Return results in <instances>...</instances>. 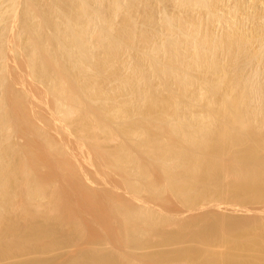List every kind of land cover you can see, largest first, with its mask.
<instances>
[{
    "label": "rangeland",
    "instance_id": "1",
    "mask_svg": "<svg viewBox=\"0 0 264 264\" xmlns=\"http://www.w3.org/2000/svg\"><path fill=\"white\" fill-rule=\"evenodd\" d=\"M33 1H35V2H33ZM71 1H72V3H71ZM73 1H74V5H73ZM75 1L76 0H67V1L66 0H58V1L57 0H48V1L47 0H27V4H26V0H0V11H1L0 14H2V15H0V18H1L0 19V30H2V31H0V45H1L0 50H2V51H0L1 52L0 53V76L3 78V79L0 78V105H1V107H0V121H1L0 122L1 123L0 129L2 127L4 128L3 130L1 129V131H0V134H1L0 135V138H1L0 139V148H1L0 153L2 154V156H1L2 158L0 159V163H1L0 166L3 168V169L0 168V171L2 170L1 173L2 172L4 173V171H5V173H4L5 175L1 176V178L3 177L4 180H1L0 182L4 181L2 184L3 186H4V183H7V184H5L4 188L1 187L2 193H4V194L0 193L1 194L0 195V197H1L0 198V204H1L0 206H2L0 208V212L3 210L5 211L4 212L5 214L3 213L2 218H1L3 221H0V226H1L0 227V231H1L0 232V250H1L0 251V264H29V263L30 264H37V263L38 264H77V263L78 264H84L85 262L88 263L89 259L96 264H98V263H103V264H221L220 259L218 257H217L218 258L217 259L214 256V253H222V252H232V253L234 252L236 254H239V256H237V258H236V261L238 264H245V263L246 264L247 263L248 264H264V188H262V189H247V190H240L239 191L238 189L233 187V184L236 183V179L233 176H231L233 174L231 171V169H232L231 163H230V165L228 163L231 161V158L236 154H231V156H230L231 158L228 157L230 152L232 151L230 148H229L231 150L230 152L228 151L229 149L228 150L226 149V151L224 153L222 152L223 154L221 153L222 156L219 154L220 164L223 166L225 165L223 167V169H222L223 171H221V173L220 172L215 173V175L212 173L213 178H212V175H210L211 173L208 174V175H210V178L213 179L212 181H210L211 179L210 178L208 179V177L207 178L204 177V178H206V181H205V179H203V181H202L201 178L198 179V182H195L196 180L194 181V184H193L191 190L194 189V185L196 186V188L194 189L193 192L192 191H191V193L189 192L190 196H189V198L187 197L188 198L187 202L189 201L190 197H191V201H189L187 203L185 200H183V198H181V196H182L181 194L179 195V193L174 191V189L170 190L169 188H167L169 190V192L165 191L163 193V195H160V197H158L157 195H155L156 193L154 194V192H151L149 189H151L150 188L151 183H153V184L157 183L158 185H160L162 187L167 184V182L165 181L166 180L165 176L161 175L162 171H160V169H157L156 165L153 163V162H155L156 164L157 163L159 164V161L157 162L156 159L151 160L152 161L151 164H153L152 165L153 169L150 168V170H152V171H150V173H151L150 176L152 175V180L149 179L150 178L149 177V178L140 180V182H139L138 179L135 180L136 177L133 174L134 171L132 173H129L131 180L132 181L134 180L136 182L138 181V183H140V187L141 186L143 187V188L141 187L140 189L138 188L137 191L136 190L132 191L133 189L129 188L130 185L127 182L128 181L127 178L129 180H130V178L128 177V175H126L125 173L120 171L119 168L118 169L114 168L115 164L113 163V160L111 158L112 155H109V153L113 154L114 151L116 150V147L120 144L119 142L116 141L117 138H119L117 140L121 141V143L124 141V137L122 135H120L121 132L119 130L122 131L126 128L132 129V128H137V127L139 128L140 127L138 125L140 123H138V124L135 123L137 121L135 117H134V119H132V121L133 120H135V121H133V122L131 121V123L128 124L127 127H124V128H122L118 123L115 122L113 124V123H110V122H112L110 119H106V121L110 123L109 126L111 125L110 130L112 129L113 131H115V133H116L115 135H118L117 133H119V135H118L119 137L116 138V136H115L114 137L115 141H114V138H113V140L109 139L108 137H106V134L104 135L102 133L101 134L97 133L96 135H98V134L99 135L95 136V139L98 140L97 141L98 144L95 145L94 139L88 138L89 137L88 135H91V134L88 133L85 135L86 132L80 133V132H83V130H81L79 132V126L83 124V121L86 122L83 125H86L88 123L87 121H89L86 118H85L86 120L84 119L85 116H83V115L81 116L80 114L77 115L78 113L73 114V117L71 118L72 119L71 120L70 119L71 116L69 118H65L63 115H61L59 113L60 111L59 112L56 111V108L54 107L55 104H54L53 92H51V89L53 88V86L50 89L51 85L53 84L51 82L53 80H55L56 77H58L57 75H62L61 72L63 69H64L63 73H65L66 68L67 69L71 68L70 70H73L74 67L71 65H70L71 67H68L69 65L66 64L68 61L65 60V56H64L63 51H61L59 49V47H56V45L55 46L53 45V44H55V40H54L55 38L54 37L52 38V36L53 35L55 36L56 33L54 32V30H52V28L55 29V26L53 25V23H50V22L54 19L53 22L55 23V18H56V20H60V21L64 19V15H61L62 13L58 12V10H56L57 8H59V5H60L63 8L68 9V10H69L70 6H74V8L70 7L73 9V10L70 9V11L71 10L73 11V12L72 11L71 12L73 14L72 18L75 20L74 22L77 23L78 25L80 23H82V25L86 24V23H83V21L86 22V20H88V17L86 16V14H83V11L81 12L80 9L78 7H76ZM92 1H93V3H92ZM100 1L99 0L98 1L87 0L85 4L89 8V10L91 9L90 12L94 11V9H95L94 12L96 14H98L99 11L101 10L100 13L101 14L103 13V18L105 17L104 16L105 14L106 15L109 14V16H110V13L107 12V10L110 8V6H108L109 4L107 3L108 0H104V1L100 0ZM102 1H103V3H102ZM131 1L132 0H129V1L123 0L122 4L124 5L125 9L123 8L122 12L118 16L115 17L116 20L114 18V20H115L114 22L117 23L118 21L121 20L122 22L120 21V23L119 22L118 23L119 24L123 23V25L121 27V25L117 26V25H119L118 23L113 24L115 26L112 29L114 30V29H116V27H120V30H121L124 27V24H125L124 22L126 21V19H127L126 22H128L129 20L133 21L135 19L136 23H134L135 27L133 29H136V27H137L138 31H136L137 37H135L134 43L135 42L137 43L139 40H140L139 44H141L143 42V38H140V36L142 34H140L138 32L142 31V33H144V30H145V33H148V37L149 36L152 37L151 34L156 35L153 37H157V35L161 36V34H162V36L163 35L164 36L169 35L168 37L172 38V36H170V34H168V33L166 34V32H169V31H166L167 27L165 26V23H164V26H165L166 30L163 27V23H161L163 20H165L166 17L164 18L163 15L167 11L170 14L166 13L165 16H168V18H169V16L170 17L172 16L171 20L172 21L176 20V21H173V23L176 22L174 24V26H176L175 28H179L180 23L182 21H183L182 22L183 24L189 25L188 21H189V23H192L193 20L199 21V19L201 18L200 23L202 22V26H201L202 28L201 29L203 31V32L202 31L201 32L204 33L207 29H208L207 30L208 33H210L211 31H216V32L218 31L216 34L218 35V37H221V38H222V36H225L224 32L226 33L227 30L228 31H240L241 28H242V30L247 29L246 32L250 33L248 35H250L251 39H253L255 37V39H253V40L258 41V42H256V41L251 40L252 44L249 46H251L252 48L248 47V49L254 50L257 48V51L260 49L259 50L260 52H261V50L264 52V50L262 49V46H264V44H261L264 42V29H263L264 28V26H263L264 25V19H263L264 18V0H219V2L216 0H206L208 2L212 1L211 3L209 2L210 4L207 2L209 8L211 5H213L211 8L212 12L210 10H206L208 8V6L204 7V6H206V5H204L205 3H202L203 4V7H202L200 5L201 2H200V4L198 2V5H200V6L197 7L198 5L196 4L197 3L196 0H195L196 2L193 1L191 6H186L188 8L185 7L187 11L184 8L185 5L179 6L180 5L179 2L181 0H178V2H177V0H171V1L170 0H149V1L148 0H142L143 2L141 0L140 1L138 0L135 2L132 1V3H131ZM144 1H146V2L144 3ZM173 1H174V3H173ZM61 2H63L64 4H67V7H65L66 5H64V4H63L64 5L63 6ZM108 2L110 3V1H108ZM129 2L131 3V5L129 4ZM136 2H137V4H138V2L140 4L137 5ZM214 2L217 4H215ZM49 3H52V4H49ZM133 3H135V5ZM219 3H221V4H219ZM29 4H31V5H29ZM68 4H70V5H68ZM146 4H147V6H146ZM177 4H179V5H177ZM240 4H241V6H240ZM27 5H28V7H26ZM51 5H53V6H51ZM103 5L106 6L105 9H104ZM125 5H126V7H125ZM174 5H176V6H174ZM193 5H195V6H193ZM45 6H47V7H45ZM127 6L128 7H131V6L136 7V9H134L133 7L128 8ZM236 6H237V8H236ZM213 7L217 8L216 11H219V8H220L221 11L215 12V13H218L217 14L218 16L211 17L214 15L215 8L213 9ZM25 8L28 9L29 11H27ZM30 8H31V10L32 9H34V10H32V12H31ZM76 8H78L79 12H81L82 14L77 12L78 9H76ZM49 9H50V11H49ZM65 9H64V11L69 12L68 10H65ZM126 9H128V10L132 9V12H133V10L135 12H133V14H132V12L129 13L131 10L127 11ZM2 10H3V12H2ZM104 10L106 12H104ZM150 10H152V11L150 12ZM25 11L28 13H26ZM44 11L46 12V14ZM64 11H63V13H64ZM123 11H124V13H123ZM29 12L32 15H28ZM71 12H69V14H71ZM152 12H154V13H152ZM194 12H195V14H197V16L194 14ZM204 12L207 13L208 15L207 14L205 15ZM210 12H211V14H210ZM228 12H230V13H228ZM212 13H213V15H212ZM222 13H224V14H222ZM56 14L59 16L58 18L56 16ZM121 14H123V16ZM156 14L159 16H157ZM200 14L201 15L203 14V16H201ZM4 15L6 18L4 17ZM76 15L77 16L80 15L79 16L80 18L79 17L76 18L77 17ZM127 15H131L134 18L132 19L131 16H127ZM148 15H149V17H148ZM194 15H195V17H193ZM235 15H236V17H235ZM28 16L34 17L35 21H37L36 23L39 24L40 26H41V22H43V24L40 28L43 27L41 32L43 31L42 33H43L44 38L46 39V37H45V35H46L48 42H49V39H50V41L54 40V42H50V43H52L51 46H54V47H51V49H53L54 53L57 52L56 54H54V57H55V59L58 57L57 58L58 61L57 60L56 61L59 63V64L57 63V66L59 68L57 67L58 69H56V67H55V72H54V68H52V65H50V63L48 62V64H47L48 66L46 67V70H45V67L43 69V71H45V77L43 75L44 72L41 69L42 67L39 64L38 65L40 68L36 67L38 65H36V66H35V64L33 65V63H35V62L32 61V58L29 54L30 51H27V48H28V50L30 49L29 47H27L28 36H26V33H25V29H26V27H28L29 22H30V20H28ZM37 16H38V18H37ZM81 16L83 19L81 18ZM85 16L87 18H85ZM109 16H106L107 19ZM126 16L128 18L130 17L131 19L130 18L128 19ZM146 16L148 18H151L152 21L154 20L153 22H155V23H153V22L149 23L148 21H146V18H147ZM173 16H175L174 19H173ZM205 16H207V17H205ZM222 16L223 17L226 16V17L222 18ZM232 16H233V20H232ZM39 17H41V18L39 19ZM49 17H51V18L54 17V18L49 19ZM123 17H125V18H123ZM176 17H177V19H176ZM196 17L197 18L199 17V18L197 19ZM202 17L204 20H202ZM218 17H220V18H218ZM242 17H243V19H242ZM251 17H253V18H251ZM65 18H66V15H65ZM67 18H69V17L67 16ZM75 18L79 19V21L76 20ZM161 18L163 20H160ZM181 18H183V20ZM188 18L189 19L191 18L190 19L191 21ZM192 18H194V19L192 20ZM205 18H207V19L209 18V20H207ZM213 18H214V21L217 18L219 19V21H221V23H220L219 21L217 22L218 19L216 20V23L219 26L218 27H217V25L214 26L215 29H214V27L210 28L215 23V22H213ZM223 19H225L226 21ZM45 20H48V22ZM159 20H160V22H159ZM236 20H237V22H240V23H237ZM245 20H246V22H244ZM207 21H208V25L210 27L207 25ZM209 21L212 23H210ZM230 21H231V23H230ZM96 22H97V20H96ZM147 22L149 25L151 24L152 26L151 25L149 26L148 24H146ZM177 22H179V24ZM203 22L205 24H203ZM225 22H227L226 24L229 27L225 24ZM48 23H50V24L45 26V24H48ZM97 23H99V21ZM129 24H128V26H129ZM160 24L162 25V27H160ZM176 24H178L179 27ZM222 24H223V26H222ZM232 24H234V25H232ZM8 25H9V27H8ZM204 25L208 26V27L206 26L207 29L205 28ZM241 26H243V27H241ZM126 27H127V23L125 24L124 28H126ZM153 27H154V29H149V28H153ZM244 27H245V29H244ZM128 28L129 27H127V29ZM171 28H172V30L174 29L173 26ZM22 29L24 30V33H23V31L21 32ZM118 29L114 30V32H112L113 31L112 30L111 32H112L113 36H116L118 34V38L121 40L123 38V35L125 34L123 32H127V30L126 29H124V31L121 30L120 32L123 34L122 35L121 33L118 32L119 31ZM157 29H159V30H157ZM161 29H163V30H161ZM209 29H211V30H209ZM96 30H98V29H96ZM154 30L155 31L157 30L159 33L157 31L154 32ZM174 30L175 31L170 30L171 34H172V32H174L172 34L173 38H174V36H176L175 34L177 33L178 29H174ZM255 30H256V32H255ZM67 31L69 33V30H67ZM219 31L222 34L219 33ZM251 31H253L254 33H252ZM44 32H46V33H44ZM115 32H117V33L114 34ZM149 32H153V33L149 34ZM164 32H165V34H164ZM178 32H181V31L179 30ZM20 33H22V34H20ZM72 33H73V31H72ZM208 33H206V34H208ZM251 33H252V36H251ZM96 34H97V32L95 33V35L92 36V38L96 37L97 36ZM177 34L178 35L176 37H178L180 33H177ZM257 34H258V39H256ZM4 35H6V36H4ZM98 35H99V33H98ZM127 35H125V38H123L124 40L126 39ZM21 36H23V37H21ZM166 37H164V40L165 39L167 40L168 37L167 38ZM181 37H182V35H180V37H178V38H181ZM114 38H116V37H114ZM136 38H138V39H136ZM161 38L162 37H160V38L157 37L156 39L157 40L160 39L159 41H161ZM96 39H97V37H96ZM181 39H183V38H181ZM162 40H163V38H162ZM89 41L91 42L92 39H90ZM94 41H95V39H94ZM94 41H92V43L89 42L90 44L88 43V41L86 42L87 47L90 45L92 46V47L90 46L91 48H89V50L93 49L92 51H89V52H91V54H89V52L88 53L85 52L86 55L83 54L84 56H81L82 59L84 58L83 61L86 60L84 62L85 64L87 63L86 66H89L88 62L90 63L91 58H93V56L96 57L95 55H97V57L93 58V59H95V60L97 59L96 60L97 62H99L100 57H102V59H103L100 61H103V62L109 59V57L107 59V54L103 56V54H102L103 52L100 53L102 48L99 49V47H97L99 42L95 41V45H94V43H93ZM97 41H98V39H97ZM123 42L121 44L125 45V43H123ZM125 42H127V41L125 40ZM256 43H257V45H256ZM182 44H184V43H182ZM259 44H261V45H259ZM143 45L144 44H142L141 46L140 45L138 46V44H136L137 47L136 46L135 47H126V45L122 46L120 48L121 49L120 53L122 56L119 55V57H121V58H118L117 61H115V63H117V64H113V66L110 68V70L113 71V74L111 71H110L111 74H110V72L108 73L107 71H104L107 69H104L103 66L101 69L98 68V67H100L101 64H99L97 67V69H99V70H96V71L94 70V72L92 70H90L92 72H90L89 74L93 75V73L101 71L100 73H96L98 75V77H100V82L98 80V83L100 84V86H103V84H104V87L106 86L107 83H110V84H107L109 86L105 87V88H107L106 90H108L109 88L113 87L115 84L114 81L111 84V82H112L111 76H113L114 73L118 70V69L115 70V68H117V67L120 68L121 66L123 67L125 64L127 65L128 63L132 67H135L138 65L142 66L144 69L146 67L147 69L149 68L148 72H150L149 75H147V76L149 77V79H152V81L150 80L151 83L153 82L152 88L150 89V93H152V95H150V97H153L152 99L156 100V101H158V100L163 101V99L169 98L168 96H169L171 90H173V91L175 90V92L176 91L178 92L181 85L179 83H176L173 79H171V80L167 79L166 80V78H164V80H166V81H164L163 78L161 77L162 75H159V74L157 75L156 73L152 72L153 70L150 67H147L148 63H146V61H148V59H146L145 57H147L149 55V53H151V50L149 47H144ZM185 46L186 47H183L184 48L183 50H188L189 47L187 48L186 44H185ZM56 48H58L57 51H56ZM124 48H126V49H124ZM127 48L128 49L131 48V49L128 50ZM105 49L106 48H104L102 51H104ZM123 49H124V51H123ZM249 50H247L248 53H249ZM253 50H251V52H250V57H249V54L247 52H246L247 55L244 54L245 52L242 53L245 55V57L247 59L244 57H241L242 54L238 55L240 58H244V59L243 60L242 59L236 60V61L240 62V63H238V62L237 63H238V65H240L241 68H237L238 65L236 66V64H235L236 61L234 62L235 66H236V70H235V66H233L234 64H231L230 58L226 61L227 58L225 56H223V53L221 51H220L221 54L220 53L216 54L217 56L214 57V60L215 59L217 60L218 58L223 56V59L221 57L217 61L219 63V61H221V59L225 60L224 62L222 61V63H224L225 65L224 64L222 65V63L220 62L221 66H225V67H226V64L228 62L227 70H229V72L227 70H225L226 68L224 67V70L228 72L227 73L228 76L230 74V68L233 66L232 70L234 69V71H231L232 72L231 75H233L231 77H233L232 79L234 82L237 81V79L234 80V77L239 74L240 69H241L240 72H242V71L245 72L244 74H246L248 76V78H249V74L252 76L253 74L258 75L259 73H262V75L259 74L261 76H258L259 80H257V82H259V83L261 82L260 84H261V87L263 89V90H261V92L263 91L262 92L263 95H262V93H260V95H262V97L260 95L257 96L258 98L261 97V98H259V102L261 104L258 102L257 98H256L257 100L254 98L255 99L254 101H257L255 103L256 104L258 103L257 106L261 105V107L260 106L256 107L257 108L256 110L257 111L259 110L258 112H261L264 110V109L261 110L262 107H264V106H262V105H264V85L262 84L263 83L262 80L264 79V77H262V76H264V73H263V71H264L263 70L264 69V65H263L264 64V61H263L264 56L262 55L263 52H261V57L263 59H260V57L258 58L257 55L259 56V54H257V55H255V54L259 53V51L257 52L256 50H254L255 51L254 52ZM98 53L102 54V56H98ZM92 54H93V56H92ZM31 55H32V51H31ZM123 55H124V58H123ZM33 56L34 55H32V57ZM89 56L90 57L92 56V57L90 58ZM105 56H106V60H104ZM254 56L257 57L256 58L257 60L258 59L259 60L257 61L256 59H254ZM164 57L166 58V56H164ZM224 57L226 59H224ZM30 58H31V60H30ZM122 58H123V60H122ZM165 58L163 60V63H165L164 62ZM125 59H127L129 62L126 61ZM245 59L249 62H251V60L253 59L254 63L253 62L252 63H249V62L245 63L244 62ZM33 60H34V57H33ZM30 61H31V63L33 62L32 65H31V63H29ZM124 61H126L127 63ZM256 61H257V63H256ZM261 61H262V63H261ZM119 62H122V64ZM92 63H93V61H91V64ZM112 63H114V62H112ZM68 64H70V63L68 62ZM230 64H231V66H230ZM251 64H253V65H251ZM259 64H261L260 70L258 68ZM126 65H125V67H127ZM228 65L230 66V68H228L229 67ZM33 66L36 67L35 70H34ZM247 66L250 68L252 67L251 68L252 70H250V68L248 69ZM37 68L40 70H38ZM245 68H247V69H245ZM253 68H256L257 71H255ZM102 69H104V70H102ZM147 69H145V70H147ZM237 69H239L238 73H237ZM60 70H61V72H60ZM70 70H68V73H70V74H68L67 70H66V74H68L69 76L71 75V72H72ZM75 70H76V68H74L73 71H75ZM178 70L180 72V69H178ZM244 70H246V71L249 70V73L244 71ZM39 71H42V72H39ZM48 71H50V72H48ZM108 71H109V69H108ZM252 71H253V73H252ZM258 71H259V73H258ZM235 72L237 73L236 75H235ZM47 73L49 75L52 74L53 75V76L51 75L52 78L55 76V74H56V76L53 79H51V76L48 75L49 77L47 78V76H46ZM76 73H77V71L73 72V74H76ZM128 73H129V75H128ZM128 73H125V75L126 76L128 75V77H130L131 76L130 72H128ZM39 74H40V76H39ZM96 74H94V75H96ZM99 74H100V76H99ZM144 74L146 76V74H148V73L146 72ZM191 74L194 75L195 78H197V81L195 79L196 83L199 82L198 77H196L197 74L200 77L199 79H201V80L204 79V78H202L204 75L200 76L199 74H201V73L199 71H198V73L196 71H192ZM244 74L240 73L239 76L240 75L243 76ZM109 75H111V76H109ZM246 75H244V76L247 77ZM64 76L66 77L65 74L63 76H59V77L64 78ZM101 76H104V78H101ZM157 76L160 78H157ZM208 76H210V75H207V77ZM108 77H109V79H108ZM231 77L230 78L228 77V80L226 78V80L229 81V79H230V81H231ZM209 78H211V77H209ZM56 79H58V78H56ZM101 79L102 80L104 79L103 80L104 83L101 82ZM108 80H110L111 82ZM48 81H50V82L48 83ZM50 83H51V85H50ZM163 83H164V85H163ZM196 83H195V85H193L194 87L191 90L193 91L197 88L199 91V88H200V91H201L202 86L201 87H198V86H200L202 84V82H199L200 85L197 84L198 86L196 85ZM48 85H49V87H48ZM111 85H113V86H111ZM177 85H178V87H177ZM197 89L194 92H196ZM147 91H148V89H147ZM124 92H123V94H124ZM222 93H223V91H222ZM128 94H129V92L127 94H124L125 96H123V97L126 98V96ZM121 95H122V93H121ZM121 95L119 97L122 98ZM219 95H220V93L215 94V96L218 97V99H219ZM186 96H187V94H186ZM119 100L120 101H118V100L117 101L122 102L121 99H119ZM122 100H124V99L122 98ZM99 103L101 104V101H99ZM99 103H97V104H99ZM256 104L253 106H256ZM19 105H20V107H19ZM95 106H96V104H95ZM259 107H260V109H258ZM95 108H96L95 110L98 109L97 106ZM18 109H20V110H18ZM201 109L202 108L199 107V109L197 108V110L191 111L192 113L189 112L190 110L188 111V109H187L186 111L184 110L185 113H182L183 111H181L182 115L181 114H178V115H180L182 117L183 116L190 117V115H191V117L194 118V114L196 113L195 111H199L198 113H200V114L197 113L196 114L197 116L201 115V112H202ZM147 110L150 111L151 114L156 119L159 117H162V119H164V124L163 123L161 124L162 120L159 122L163 126L164 131L161 130L162 126H160V124L156 122L158 120H155V122L152 121V123L154 124V125L153 124L152 125L155 127H152V125H151L152 129L157 128V131L161 130L160 133L158 131V136L160 135V138H161V136L163 139L165 138L164 139L165 142L163 143L162 139L160 140V142L162 141V143L164 145L166 144L165 146L175 145V142H176L175 139H177V137L175 138V137L171 136L168 132V129L170 127L169 125H170L171 121L174 122L173 125L177 124V121L174 118L178 117V116L173 115L171 111H164V110L160 111L158 109L149 110L148 108H147ZM7 113H8V115H7ZM2 114H3V116H2ZM185 114H189V115H185ZM196 115H195V117H196ZM203 115H206V114L203 113ZM263 115H264V112L262 115H259L258 122L257 123L255 122L256 124H259V126L255 124V127H257V131H259L260 126H262L260 128L261 131L262 132L264 131V124H263L264 123V116ZM75 116H77V117L79 116L80 119H83V121H81V120H80L81 122L78 121L79 118L77 120V117H75ZM137 116H139V115H137ZM139 117H137L138 121H139ZM220 118H221V116H220ZM220 118L218 120H220ZM221 119H223V118H221ZM260 119H262L263 122L262 121L260 122ZM6 120H8V121H6ZM173 120H175V121H173ZM220 122H221V124H220ZM220 122H218V123L220 126H222L223 120H221ZM259 122L262 124H260ZM115 124H117V125H115ZM88 125H90V124H88ZM171 125H172V123H171ZM192 125H194V124H192ZM119 126H120V129L117 128ZM158 126H160L161 128H159ZM217 129H220V128L218 127ZM6 130H7V132H6ZM236 130H238V129L236 128ZM3 131H4V133H3ZM154 131H156V130H154ZM157 131H156V133H157ZM261 131H259V132H261ZM5 133L6 134L8 133L7 134L8 136ZM120 136L123 139H121ZM125 140H126V138H125ZM212 141L214 143L215 141H217V138H216V140L212 139ZM48 143H50V144H48ZM129 143L130 142H128V144H127V140H126L122 144L123 145L124 144L129 145L128 146L129 150H130V148L133 149L134 145H132L131 143L129 144ZM127 145H126V147H127ZM55 148H57V149H55ZM61 148L63 151L61 150ZM24 149H26V150H24ZM2 150L6 152L7 156H6L5 152H3ZM12 150H13V152H12ZM53 150H55V151H53ZM16 151H18V152H16ZM133 151H135V149H133ZM233 151L231 153L235 152V151L234 152ZM135 152H136V154L138 153L137 154L138 156L136 155L137 157H139V158L142 157V159L138 158L141 161V163H144L145 162L144 159L146 158V157H144L145 155L143 154V156H142L140 152H137V151H135ZM103 153L105 156L103 155ZM211 154H209V155L211 156ZM108 155L111 157H109ZM209 155H208V157H209ZM221 157H222V159H221ZM3 158H5V159H3ZM261 159L264 160V152H261ZM1 160H2V162L3 161H5V162L2 163ZM19 160H20V162H19ZM106 163H107V165H106ZM205 163L203 162V164H201L200 162H198L196 165L200 164L198 166L200 169V166L201 165H202L201 167H203V165L205 166ZM112 164H114V165H112ZM207 164H206V166H207ZM154 166H155V168H154ZM150 167H151V165H150ZM207 167L201 168L200 173L202 172L204 174H207V173H205L207 171L203 170V169L207 170ZM21 170H22V172H21ZM107 171H108V173H107ZM180 171H183V169L181 168V170H180V168H178V172H179L178 176H181ZM116 172H117V174H116ZM130 172H131V170H130ZM28 174L31 176H29ZM177 174L178 173H176L175 175L177 176ZM226 174H228V175H226ZM16 175H17V177H16ZM208 175H206V176H208ZM4 176H8V177L6 178ZM132 176H133V178H132ZM20 178L22 181L20 180ZM153 180H154V182H153ZM28 181H29V183H28ZM42 182H43V184L44 183L45 184L43 185ZM2 185L0 184V186H2ZM41 185L46 186V187H42ZM214 185H215V187H214ZM49 187H52V188H49ZM19 188L20 189L22 188V189L20 190ZM25 188H28V189L26 190ZM128 189H129V191H128ZM3 190H6V191H3ZM42 190H43V192H42ZM172 190L174 191V193ZM152 191H153V189H152ZM227 192H228V194H227ZM21 193H24V194H21ZM176 193L180 197L176 196L177 195ZM34 195H37V196H34ZM39 195H41V196L39 197ZM17 196H18V198H17ZM48 196H50V197H48ZM15 197H16V199H15ZM153 197H154V199H153ZM160 199H162V200H160ZM42 200H43V202H42ZM9 201H10V203H9ZM30 201H31V204H30ZM53 202H54V204H53ZM129 202H130V204H129ZM114 203H115V205H114ZM38 204H39V206H37ZM46 204H48V205L46 206ZM256 204H257V206H256ZM120 205H122V206H120ZM124 207L127 210L129 209L128 211L133 212V213L131 212V215H132V217L135 216L134 217L135 220L133 218L134 221L129 220V219L128 220L125 219V220H127V221H125L123 219L126 217L124 215H121V213L123 214ZM30 208H31V210H30ZM58 208H60V209H58ZM51 210H53L54 212ZM46 211H48V212H46ZM63 211H64V213H63ZM118 212H120V214ZM124 212H125V210H124ZM4 215H6V216H4ZM138 218H140V219H138ZM120 219H122V220H120ZM158 219H159V221H158ZM203 220H204V222H203ZM130 221H131V223H130ZM150 221L155 223V225L153 223V225H152L153 227L149 226V224L151 223ZM163 221H165V222H163ZM156 222H157V224H156ZM40 225H42V226L40 227ZM127 225H129V226H127ZM133 225L134 226L137 225V226L134 227ZM126 228H127V230H126ZM116 229H118V230H116ZM223 229H224V231H223ZM36 230H37V232H36ZM39 231H41V232H39ZM1 234H3V235H1ZM36 235H38V236H36ZM39 236H41V237H39ZM213 246H215V248ZM87 247H89V248H87ZM195 248L200 249L201 252L198 254H195V255L192 254V252H194L193 249H195ZM19 249H20V251H19ZM120 251H121V253H120ZM3 253H5V254H3ZM91 261L89 262V264L91 263Z\"/></svg>",
    "mask_w": 264,
    "mask_h": 264
},
{
    "label": "bare ground",
    "instance_id": "2",
    "mask_svg": "<svg viewBox=\"0 0 264 264\" xmlns=\"http://www.w3.org/2000/svg\"><path fill=\"white\" fill-rule=\"evenodd\" d=\"M48 1V0H47ZM58 1V0H57ZM67 1V0H66ZM87 0H76L75 1V5L76 7H78L80 9V11L82 12L83 11V14H86V16L88 17V20H86V22L83 21V23H86V24H83L80 23L79 25L77 23H75L74 19L72 18V8H74V6H70L72 8L69 7V10L68 9H65L63 8L62 6L59 5V8H57L56 10H58V12H61L62 14L61 15H64V19L63 20H56L55 18V23L53 22L54 19L50 22V23H53V25L55 26V29L52 28V30H54V32L56 33V35L52 36V38L54 37L55 39V44H53L54 46L56 45V47H59V49L61 51H63L64 53V56H65V60H67L70 64H68V62L66 63L67 65H69L68 67H71L73 66L74 68H76L75 71H77L76 74H73V70H70L71 68L67 69V73H68V70L72 71L71 72V75L69 76L68 74H66V70H65V73L64 72V69L60 70V72L62 73V75H57L58 79L55 78V80H53L51 83H53L50 87L51 89V92H53V98H54V107L56 108V111H60L59 113L61 115H63L65 118H69L70 116V119L73 117V114H77V115H83L85 116L84 119H88L89 121H87L88 123L86 125H83L84 123H86L85 121H83V119H80V117L78 116H75L77 117V120L79 118L78 121H83V124L79 126V132L81 130H83V132H80V133H85L86 134H91V135H88L89 137L88 138H91V139H94L95 141V145H97V141L95 139V136H98L96 135L97 133H102V134H106V137H108L109 139H112L116 136L119 137V133H117L118 135H115V131H112L110 130V126L109 124L110 123H118L122 128L124 127H127L128 124L131 123L132 119H134V117L136 118V122L135 123H140L138 124L140 127L138 128H132V129H124V130H119L121 132L120 135H122L124 137V141L125 142L127 140V144L128 142H130L132 145H134V148L135 151L137 152H140L141 155L143 156V154L145 155L144 157H146L144 160L145 162L144 163H141V161L139 159H142L137 157L138 153L136 154L135 151H133L132 148H130V150L128 149V146L126 147V145L122 144L121 141H118L117 138L116 141L119 142L120 144L116 147V150L114 151L113 154L109 153V155H112L109 156L112 158L113 160V163L115 164L114 168L115 169H120V171H122L123 173H125L126 175H128V177L130 178L129 176V173H132L134 171V176L136 177L135 180L138 179V181L140 182V180H143V179H146V178H149L152 180V175L150 176V168L153 169L152 165V161L151 160H154L156 159V161L158 162L159 161V164L157 165L155 162H153L157 169H160V171H162V174L163 176H165V181L167 182V184L165 186H160L158 185L157 183H149L150 184V188L149 189L151 192H154L155 195H157L158 197H160V195H163V193L166 191L169 192V190L167 188H169L170 190L171 189H174V191L178 192L179 195L181 194V198H183V200H185L187 202L190 194L189 192L191 193V191L193 192L194 189L196 188V186L194 185V189H192V186L194 184V181L195 182H198V179H205L206 181V178L208 177V179L210 178V175H212V173L215 175V173H221V171H223V165L220 164L219 160H220V156L219 154L221 155V153L225 152L226 149L228 150L229 148L234 152V153H231L232 151L229 149L228 151L230 152L229 156H231V154H236L234 155L232 158H231V161L228 163L230 165L231 163V171H232V175L235 179H236V183L233 184V187H235L236 189H238L239 191L240 190H247V189H262L264 188V160L261 159V152H264V131L262 132L261 131V127L259 128V131H257V127H255V124L258 122L259 120V115H262L263 112H264V107H262L261 112H258L256 109V107L260 106L261 105H258L255 103L257 101H254L256 98L258 99V102H259V98L262 97L263 95V91L261 92L262 87H261V82H257L258 79V76H261L262 73H258L261 74V75H250L249 74V78L246 74H244L245 72H240L239 69H237V73H238V70H239V74L243 73L244 75H246L247 77H245L244 75L243 76H239L236 75L237 73L235 72V76L234 77V80L237 79V81H233V75H231V71H234V69L232 70L233 66H236L238 65V61L236 60H240V59H244L246 58L245 55H247L248 51V47H251L249 45L252 44V41H256V40H253L255 39V37L253 39H251L250 34L249 32L247 33L246 30H242V28L240 29V31H228L224 34L225 36H222L221 37H218V35L216 34L217 32L216 31H211L210 33L207 32V28L206 26L208 25V21H207V25L205 26V28L207 29L204 33H202V22L200 23V19L199 21L198 20H193L194 18H192V23H189L188 21V24H183L182 20L183 18H181L180 21V27H179V22H177L178 24H176L179 28H175L176 26H174V24L176 23H173V21H176V20H171L172 19V16L168 18V16H165L166 13H169L166 11V13L163 15L165 20H163L162 18L160 20H163L161 23H163V27L165 28V26L167 27V30L165 28L166 31H169V32H166V34H170L171 37H168L169 35H166V36H158L157 37H162L161 38V41H159L160 39H156L157 37H153V36H156V35H152L148 37V33H145V30H144V33L141 32H138L140 34H142L140 36V38H143V42L141 44H139V41L136 43H134V39L135 37H137V27L136 29H133L135 27V24L136 23V20L134 19L133 21L129 20L128 22L127 19L126 21L124 22L125 24L127 23V27H131L129 30L125 27V24H124V27L121 29L124 31V29L127 30V32H123L125 33L124 35L120 32V27H116V29L114 30H117L118 28V32L121 33L123 35V38H125V35H127L126 37V41L123 39H119L118 38V34L116 36H113L112 35V32H114V30L112 28H114L115 25L113 24H117L118 22L120 23V21H118L117 23L114 22L116 20V16H118L121 12H122V9L124 8V5L122 4L123 3V0H108L110 1V3L107 1V3L109 4L108 6H110V8L107 10L108 13H110V16L109 14L108 15H104L105 17L106 16H109L108 19L107 17L103 18V13L101 14L100 11L98 14H96L94 11L90 12L89 8L87 7V5L85 4ZM95 1V0H94ZM98 1V0H96ZM100 1V0H99ZM104 1V0H103ZM102 1V3H103ZM129 1V0H128ZM132 1H138V0H132ZM131 1V3H132ZM140 1V0H139ZM142 1V0H141ZM149 1V0H148ZM171 1V0H170ZM194 2L197 1V5H198V2L200 4L201 2V6L203 7V4L202 3H205L204 7H207L208 6V1L206 0H181L179 2V6H184V8L186 6H191V4ZM219 2V0H216ZM35 2V1H33ZM41 2V1H40ZM60 2V1H59ZM58 2V3H59ZM64 2V1H63ZM63 2L62 5L64 4ZM101 2V1H100ZM143 2V1H142ZM146 1H144L145 3ZM178 2V0H177ZM208 2V3H207ZM212 2V1H211ZM210 2V3H211ZM221 2V1H220ZM244 2V1H243ZM25 3V2H24ZM38 3V2H37ZM67 3V2H66ZM72 3V1H71ZM93 3V1H92ZM106 3V2H105ZM128 3V2H127ZM131 3L129 2V4L131 5ZM174 3V1H173ZM190 3V4H189ZM209 3V4H210ZM215 3V2H214ZM26 4H27V0H26ZM25 4V5H26ZM49 4H52V3H49ZM125 4V3H124ZM135 5V3H133ZM137 4V2H136ZM138 4H140L138 2ZM137 4V5H138ZM217 4V3H215ZM214 4V5H215ZM221 4V3H219ZM224 4V3H223ZM236 4V3H235ZM245 4V3H244ZM31 5V4H29ZM41 5V4H40ZM46 5V4H45ZM66 5L65 7H67V4H64ZM63 5V6H64ZM70 5V4H68ZM72 5V4H71ZM73 5H74V1H73ZM102 5V4H101ZM105 5V4H104ZM103 5V6H104ZM127 5V4H126ZM125 5V7H126ZM133 5V6H134ZM150 5V4H149ZM196 5V6H197ZM200 5H198L197 7H199ZM227 5V4H226ZM239 5V4H238ZM2 6V5H1ZM36 6V5H35ZM53 6V5H51ZM94 6V5H93ZM133 6L131 7H128V8H132ZM147 6V4H146ZM176 6V5H174ZM195 6V5H193ZM213 5L208 6V8L206 10H211ZM241 6V4H240ZM6 7V6H5ZM28 7V5L26 6ZM33 7V6H32ZM31 7V8H32ZM47 7V6H45ZM139 7V6H138ZM30 8V11L32 12V9L31 10ZM76 8V9H78ZM106 8V6H104V9ZM134 9H136V7H133ZM181 8V7H180ZM188 8V7H186ZM185 8V10H186ZM215 7H213L214 9ZM237 8V6H236ZM235 8V9H236ZM2 9V8H1ZM26 9V8H25ZM24 9V10H25ZM45 9V8H44ZM48 9V8H47ZM65 10H68L69 12H71V14H69V12L67 11H64ZM70 9H72L70 11ZM79 9L77 10V12H79ZM93 9V8H92ZM125 9V8H124ZM149 9V8H148ZM147 9V10H148ZM151 9V8H150ZM202 9V8H201ZM217 8H215L214 10V15L212 13L213 16L211 17H214V16H218L217 14L218 13H215V12H219L221 11L220 8H219V11H216ZM223 9V8H222ZM239 9V8H238ZM23 10V11H24ZM27 11H29L28 9H26ZM43 10V9H42ZM98 10V9H97ZM111 10V11H110ZM127 11H130L129 13L132 12V9H126ZM184 10V9H183ZM190 10V9H189ZM233 10V9H232ZM6 11V10H5ZM46 11V10H45ZM44 11V12H45ZM50 11V9H49ZM52 11V10H51ZM64 11V13H63ZM125 11V10H124ZM123 11V13H124ZM152 10H150L151 12ZM165 11V10H164ZM187 11V10H186ZM185 11V12H186ZM191 11V10H190ZM193 11V10H192ZM195 11V10H194ZM197 11V10H196ZM224 11V10H223ZM234 11V10H233ZM237 11V10H236ZM240 11V10H239ZM1 12V11H0ZM3 12V10H2ZM26 12V11H25ZM47 12V11H46ZM45 12V14H46ZM57 12V13H58ZM81 12H79L80 14H82ZM95 14H94V13ZM103 12V11H102ZM104 12H106L104 10ZM133 12H135L133 10ZM132 12V14H133ZM189 12V11H188ZM209 12V11H208ZM210 12V14H211ZM226 12V11H225ZM28 13V12H26ZM34 13V12H33ZM56 13V12H55ZM78 13V14H79ZM126 13V12H125ZM154 13V12H152ZM151 13V14H152ZM164 13V12H163ZM187 13V12H186ZM205 13V12H204ZM230 13V12H228ZM246 13V12H245ZM59 14V13H58ZM77 14V15H78ZM101 16H100V15ZM128 14V13H127ZM136 14V13H135ZM170 14V13H169ZM195 14V12H194ZM207 13H205L206 15ZM216 14V15H215ZM224 14V13H222ZM227 14V13H226ZM235 14V13H234ZM244 14V13H243ZM2 15V14H0ZM9 15V14H8ZM28 15H32L29 14ZM65 15H66V18H65ZM71 15V16H70ZM76 15V16H77ZM123 16V14H121ZM125 15V14H124ZM154 15V14H153ZM157 15V14H156ZM197 16V14H195ZM195 15L193 17H195ZM201 15V14H200ZM208 15V14H207ZM228 15V14H227ZM226 15V16H227ZM10 16V15H9ZM27 16V15H26ZM48 16V15H47ZM46 16V17H47ZM57 18L59 17L57 14H56ZM67 16L69 18H67ZM80 16V15H79ZM79 16H77L76 18H78ZM85 16V18H87ZM100 16V17H99ZM121 16V17H122ZM127 16H131V15H127ZM126 16V17H127ZM136 16V15H135ZM159 16V15H157ZM177 16V15H176ZM187 16V15H186ZM203 16V14L201 15ZM220 16V15H219ZM225 16V17H226ZM262 16V15H261ZM3 17V16H2ZM5 17V15H4ZM36 17V16H35ZM62 17V16H61ZM147 17V16H146ZM149 17V15H148ZM146 18V21H148L149 23L153 22L151 18ZM153 17V16H152ZM207 17V16H205ZM222 16V18H225ZM236 17V15H235ZM249 17V16H248ZM6 18V17H5ZM4 18V19H5ZM8 18V17H7ZM11 18V17H10ZM38 18V16H37ZM41 17H39L40 19ZM54 18V17H52ZM51 17H49V19H52ZM75 18V19H76ZM80 18V17H79ZM82 18V16H81ZM115 18V20H114ZM125 18V17H123ZM128 18V17H127ZM130 18V17H129ZM128 18V19H129ZM131 18L133 19L134 17L131 16ZM130 18V19H131ZM175 18V16H173V19ZM197 18V17H196ZM199 18V17H198ZM197 18V19H198ZM220 18V17H218ZM217 18V19H218ZM221 18V19H222ZM238 18V17H237ZM253 18V17H251ZM1 19V18H0ZM44 19V18H43ZM61 19V18H60ZM66 19V20H65ZM83 19V18H82ZM119 19V18H118ZM117 19V20H118ZM155 19V18H154ZM177 19V17H176ZM185 19V18H184ZM189 19V18H188ZM191 19V18H190ZM189 19V20H190ZM207 19V18H205ZM216 19V20H217ZM235 19V18H234ZM243 19V17H242ZM246 19V18H245ZM264 19V18H263ZM28 20H30L29 22V25L28 27H26L25 29V33H26V36H28V42H27V47H29L30 49L28 50L27 48V51H30V56L32 58V61H34L35 63H33V65L35 64L36 65H40L42 68V71L45 67V70H46V67L48 66V62L50 63V65H52V68H54V72H55V67L56 69H58L59 67L57 66V58L55 59L54 57V51L53 49H51V47H54V46H51L52 43L50 42H54V40L50 41L49 39V42L47 41V36L45 35L46 39L44 38L43 36V31L41 32L42 28H40L43 24V22H41V26L39 24H37L35 21V18L32 17V16H28ZM38 20V19H37ZM79 21V19H76ZM99 21V23L96 22ZM157 20V19H156ZM159 20V22H160ZM202 20L203 17H202ZM209 20V18L207 19ZM216 20L214 21V18H213V22L216 23ZM225 20V19H223ZM232 20H233V16H232ZM248 20V19H247ZM252 20V19H251ZM262 20V19H261ZM48 22V20H45ZM124 21V20H123ZM131 21V22H130ZM187 21V20H186ZM191 21V20H190ZM219 21V19L217 20V22ZM226 21V20H225ZM235 21V20H234ZM243 21V20H242ZM250 21V20H249ZM6 22V21H5ZM4 22V23H5ZM25 22V21H24ZM28 22V21H27ZM46 22V23H47ZM62 22V23H61ZM77 22V21H76ZM122 22V21H121ZM148 22L146 24H148ZM157 22V21H156ZM210 22V21H209ZM221 23V21H219ZM229 22V21H228ZM233 22V21H232ZM237 22V20H236ZM246 22V20L244 21ZM254 22V21H253ZM3 23V24H4ZM22 23V22H21ZM39 23V22H38ZM50 23L48 24H45L46 25H49ZM118 23V24H119ZM155 23V22H153ZM164 23H165V26H164ZM212 23V22H210ZM214 23V24H215ZM219 23V24H220ZM227 22H225L226 24ZM231 23V21H230ZM234 23V22H233ZM237 23H240V22H237ZM259 23V22H258ZM10 24V23H9ZM97 24V25H96ZM129 24V26H128ZM203 24H205L203 22ZM212 27H209L210 28H213L214 26L217 25V27L219 26L217 23ZM224 24V23H223ZM222 24V26H223ZM229 24V23H228ZM248 24V23H247ZM122 27L123 23L117 25V26H120ZM149 25V24H148ZM151 25V24H150ZM149 25V26H150ZM155 25V24H154ZM227 25V24H226ZM230 25V24H229ZM234 25V24H232ZM252 25V24H251ZM263 25V24H262ZM2 26V25H1ZM24 26V25H23ZM78 26V27H77ZM99 26V27H98ZM152 26V25H151ZM156 26V25H155ZM174 29H178V31L180 30L181 32H178L177 33H180L178 37H180V35H182L181 38H178L176 37L178 34L176 33L173 38V33L171 34V31H175L174 29L172 30V27ZM207 26V27H208ZM228 26V25H227ZM226 26V27H227ZM248 26V25H247ZM261 26V25H260ZM259 26V27H260ZM264 26V25H263ZM5 27V26H4ZM9 27V25H8ZM53 27V26H52ZM160 27H162V25L160 24ZM221 27V26H220ZM229 27V26H228ZM233 27V26H232ZM239 27V26H238ZM243 27V26H241ZM246 27V26H245ZM244 27V29H245ZM256 27V26H255ZM16 28V27H15ZM47 28V27H46ZM45 28V29H46ZM204 28V29H205ZM223 28V27H222ZM247 28V27H246ZM4 29V28H3ZM18 29V28H17ZM98 29V30H96ZM113 31H112V30ZM149 29H154L153 28H149ZM215 29V27H214ZM230 29V28H229ZM233 29V28H232ZM264 29V28H263ZM44 30V29H43ZM69 30V33L68 31ZM135 30V31H134ZM142 30V29H141ZM159 30V29H157ZM156 30V31H157ZM163 30V29H161ZM164 30V31H165ZM171 30V31H170ZM211 30V29H209ZM217 30V29H216ZM2 31V30H0ZM20 31V30H19ZM23 31L24 33V30L22 29L21 32ZM51 31V30H50ZM73 31V33H72ZM112 31V32H111ZM140 31V30H139ZM147 31V30H146ZM150 31V30H149ZM153 31V30H152ZM154 30V32H156ZM202 31V32H201ZM249 31V30H248ZM17 32V31H16ZM48 32V31H47ZM97 32V39L96 37H93V35H95V33ZM158 32V31H157ZM252 33H254L253 31H251ZM256 32V30H255ZM46 33V32H44ZM51 33V32H50ZM99 33V35H98ZM117 32H115L114 34H116ZM127 33V34H126ZM150 33H153V32H149ZM159 33V32H158ZM163 33V32H162ZM182 33V34H181ZM208 33V34H206ZM219 33H221L219 31ZM252 33H251V36H252ZM9 34V33H8ZM22 34V33H20ZM139 34V35H140ZM165 34V32H164ZM222 34V33H221ZM259 34V33H258ZM258 34H257V38L258 39ZM263 34V33H262ZM16 35V34H15ZM120 35V34H119ZM261 35V34H260ZM6 36V35H4ZM121 36V35H120ZM220 36V35H219ZM254 36V35H253ZM23 37V36H21ZM91 37V38H90ZM116 37V38H114ZM164 37L167 38V40L165 39L164 40ZM261 37V36H260ZM155 40H154V39ZM262 38V37H261ZM92 39V41H95L96 42H99V44L97 45V47L102 48V50L104 48H106L104 51H100V53L104 55L107 54V59L109 57L108 60H106V56H105V59L106 61H100V60H103L102 57L99 58V62H97L95 59L93 58H96L97 55H94L96 57L93 56V58H91V61H93V63L91 64V61L90 63L88 62L89 66H86V64L84 63L85 61H83L82 57L81 56H84L83 54L86 55V53H88L89 51H92L91 49L89 50V48H91L90 46L87 47V41L88 43L90 42L89 40ZM138 39V38H136ZM5 40V39H4ZM25 40V39H24ZM142 40V39H141ZM252 40V41H251ZM92 41L90 43H92ZM95 41L93 42L94 45H95ZM125 43L126 47H135L136 44H138V46L144 44L143 46L144 47H149L150 50H151V53H149V55L147 57H145L146 59H148V61H146V63H148L147 67H150L151 71L156 73L157 75H162L161 77L163 78H166L171 80L173 79L176 83H179L181 85L179 91L175 92V90H171L170 94H169V98L167 99H163V101L161 100H153L152 98L153 97H150V95H152V93H150V89L152 88V79H149V77L147 75H149L150 72H148L149 68L147 69L145 66V70L142 66H135V67H132L130 66V64L128 63L127 65L124 63L126 61H128L127 59H125L126 61H124L123 63L127 66L125 67V65L120 68H115L118 69L113 76H111V80H108L111 82V84L113 83V81L115 82L114 86L109 88L108 90H106L107 88H105L106 86H109L107 84H110V83H107L106 86L104 87V84L103 86H100V84L98 83V80L100 82V77H98V75L96 73H100L99 71L96 72V73H93L96 74V75H90L89 73L90 72H94V70H99L97 69L98 65H100V67L98 68H103L104 69H107V70H104V71H107L108 73L111 71L110 68L113 66V64H117L115 63V61H117L118 58H121L119 57V55H121L120 51H121V47L122 46H125L123 44H121L122 42ZM137 41V40H136ZM258 42V41H256ZM20 43V42H19ZM89 43V44H90ZM184 43V44H182ZM255 43V42H254ZM253 43V44H254ZM261 43V42H260ZM88 44V45H89ZM97 44V43H96ZM185 44L187 45V48L188 50H183L184 48L183 47H186ZM261 44H264L261 43ZM259 44V45H261ZM14 45V44H13ZM257 45V43H256ZM1 46V45H0ZM19 46V45H18ZM25 46V45H24ZM142 46V47H143ZM50 47V48H49ZM104 47V48H103ZM137 47V46H136ZM258 47V46H257ZM260 47V46H259ZM94 48V47H93ZM96 48V47H95ZM252 48V47H251ZM261 48V47H260ZM126 49V48H124ZM123 49V51H124ZM128 49V48H127ZM131 49V48H129ZM128 49V50H129ZM262 49L264 50V46H262ZM58 50V48H56V51ZM251 50L253 49H250L249 50V57H250V52ZM257 51V48L254 49ZM253 50V51H254ZM260 50V49H259ZM258 50V51H259ZM2 51V50H0ZM31 51H32V55H34V60H33V57L31 55ZM220 51L223 53V56L224 59H226V61L230 58V62L231 64H234V62L236 61V63L230 68V66L228 68H230V74L229 76L227 75V73L229 72V70H227V64H226V67L225 66H221L220 62L222 63V61L224 62L225 60H222L223 59V56L221 61H219L218 63V58L217 60L215 59L214 60V57L217 56L216 54L217 53H220ZM257 51V52H258ZM86 52V53H85ZM245 52V53H244ZM247 52V53H246ZM255 52V51H254ZM261 52H263L261 50ZM261 52L259 51V53H256L255 55L259 54V56L257 55V57L260 59H263L261 57ZM1 53V52H0ZM98 53V56H102V54ZM120 53V54H119ZM244 53V54H242ZM89 54H91V52H89ZM221 54V53H220ZM241 57H244V58H240L238 55H241ZM253 54V53H252ZM77 55V56H76ZM125 55V54H124ZM124 55H123V58H124ZM127 55V54H126ZM262 55L264 56V52L262 53ZM29 56V57H30ZM63 56V55H62ZM122 56V55H121ZM166 56V58L164 57ZM252 56V55H251ZM2 57V56H1ZM88 57V58H89ZM219 57V56H218ZM239 57V58H238ZM257 57L254 56V59H256ZM30 58V60H31ZM122 58V60H123ZM165 58V63H163V60ZM253 58V57H252ZM116 59V60H115ZM247 59V58H246ZM245 59V60H246ZM57 60V61H56ZM90 60V59H89ZM144 60V59H143ZM162 60V61H161ZM241 60V61H242ZM245 63H248L249 61H245ZM251 60V59H250ZM257 60V59H256ZM259 60V59H258ZM257 60V61H258ZM60 61V60H59ZM256 61V63H257ZM264 61V60H263ZM114 62V63H112ZM129 62V61H128ZM233 62V63H232ZM238 62V63H237ZM253 62V59L251 60V62L249 63H252ZM31 63V61L29 62ZM31 63V65H32ZM122 64V62H119ZM127 63V62H126ZM144 63V62H143ZM150 63V64H149ZM254 63V62H253ZM262 63V61H261ZM59 64V63H58ZM91 64V65H90ZM142 64V63H141ZM145 64V63H144ZM224 63H222L223 65ZM36 66V67H39ZM49 65V66H50ZM65 65V64H64ZM71 65V66H70ZM132 65V64H131ZM150 65V66H149ZM225 65V64H224ZM249 65V64H248ZM253 65V64H251ZM256 65V64H255ZM260 65L258 66L259 70H260ZM264 65V64H263ZM35 66H33L34 70H35ZM54 66V67H53ZM118 66V65H117ZM236 66H235V70H236ZM245 66V65H244ZM243 66V67H244ZM250 66V65H249ZM32 67V66H31ZM58 67V68H57ZM67 67V66H66ZM116 67V66H115ZM224 67L226 68L225 71L224 70ZM246 67V66H245ZM248 67V66H247ZM257 67V66H256ZM32 68V69H33ZM40 68V67H39ZM144 70H143V69ZM237 68H241L240 65H238ZM250 67H248L249 69ZM252 68V67H251ZM250 68V70H252ZM38 69V68H37ZM109 69V71H108ZM113 69V68H112ZM180 69V72L179 70ZM243 69V68H242ZM247 69V68H245ZM255 71L256 68H253ZM40 70V69H38ZM53 70V69H52ZM92 70V71H90ZM130 70V71H129ZM253 70V71H254ZM264 70V69H263ZM37 71V70H36ZM42 71H39V72H42ZM59 71V70H58ZM69 71V72H70ZM188 71V72H187ZM192 71H196L198 73V71L201 73L199 74L200 76L201 75H204L202 78H204L203 80L199 79L200 77L198 76V74L196 75V77H198V80L199 82H202V84L200 85L199 82H195V79L197 81V78L194 77V75H192ZM246 71V70H244ZM252 71V73H253ZM43 75L45 77V71H43ZM47 72V71H46ZM50 72V71H48ZM112 74H113V71H111ZM110 72V74H111ZM130 72V77H128L129 73ZM148 73L145 74L144 73ZM249 73V70L246 71ZM261 72V71H260ZM105 73V72H104ZM125 73H128V75L126 76ZM234 73V72H233ZM247 73V74H248ZM251 73V74H252ZM257 73V72H256ZM264 73V71H263ZM41 74V73H40ZM39 74V76H40ZM51 74V73H50ZM60 74V73H59ZM66 75V77L64 76L63 77H59V76H63V75ZM73 74V75H72ZM196 74V73H195ZM42 75V74H41ZM47 73L46 76L47 78L51 75H49ZM102 75V74H101ZM104 75V74H103ZM207 75H210L207 77ZM53 76V75H52ZM51 76V79H53L55 76L52 78ZM100 76V74H99ZM106 76V75H105ZM108 76V75H107ZM193 76V77H192ZM251 76V77H250ZM156 77V76H155ZM154 77V78H155ZM211 77V78H209ZM228 77L230 78L231 77V81L229 79L228 80ZM264 77V76H262ZM261 77V78H262ZM0 78H2L0 76ZM63 78V79H62ZM101 78H104V76H101ZM131 78V79H130ZM151 78V77H150ZM157 78H160L157 76ZM194 78V79H193ZM227 78V80H226ZM3 79V78H2ZM50 79V78H49ZM109 79V77H108ZM104 80V79H103ZM103 80L101 79V82H103ZM151 80V81H150ZM164 80V81H166ZM201 80V81H200ZM4 81V80H3ZM51 81V80H50ZM48 81V83L50 82ZM2 82V81H1ZM262 84L264 85V79L262 80ZM104 83V82H103ZM196 85L199 84L200 86L198 87H201L202 86V90L200 91V88H199V91L197 89L196 92H194L195 90H191L194 86L193 85ZM102 84V83H101ZM164 85V83H163ZM75 86V87H74ZM49 87V85H48ZM178 87V85H177ZM47 89V88H46ZM148 89V91H147ZM49 90V89H48ZM153 90V89H152ZM50 91V90H49ZM126 93H125V92ZM223 91V93H222ZM50 92V93H51ZM127 94L129 92V94L126 96V98H124L123 96H125L124 94ZM149 92V93H148ZM152 92V91H151ZM192 92V93H191ZM122 93V95H121ZM219 94V99L218 97L215 96V94ZM260 93H262V95H260ZM154 94V93H153ZM187 94V96H186ZM122 96V98L124 100H122L121 97L119 96ZM261 96V97H257V96ZM217 99H216V98ZM255 98V99H254ZM119 99H121L122 102H118L120 101ZM256 99V100H257ZM118 100V101H117ZM262 100V99H261ZM99 101H101V104L99 103ZM256 104V106H253L255 105L254 103ZM262 102V101H261ZM3 103V102H2ZM99 103V104H97ZM260 103V102H259ZM4 104V103H3ZM97 106V110H95L96 106ZM261 104V103H260ZM4 106V105H3ZM264 106V105H262ZM1 107V105H0ZM20 107V105H19ZM202 108V112L205 113L206 115H203V113L201 112V115H196L199 111H195L196 113L194 114V118L191 117H186V116H180L178 114H181V111H183L182 113H185L184 110L186 111L188 109L189 112L191 111H194V110H197V108L199 109ZM255 107V108H254ZM260 107L258 109H260ZM147 108L149 110L151 109H158L160 111H171L173 115H176L178 117H175L174 119L177 121V124L173 125L174 122H170V127L168 129V132L171 136L173 137H177L176 142H175V145H167L165 146L163 143L165 142L164 139L160 138V135L158 136V131H157V128L156 129H152L151 128V125L153 124V122H155V120H158L156 121L157 123H159L161 120V124L163 123L164 124V119H162V117H159V118H155L150 111L147 110ZM20 110V109H18ZM136 113V114H135ZM167 113V112H166ZM192 113V112H191ZM194 113V112H193ZM200 114V113H198ZM5 115V114H4ZM8 115V113H7ZM139 117V121H138V118L136 117ZM182 115V114H181ZM184 115V114H183ZM185 115H189V114H185ZM196 115V117H195ZM3 116V114H2ZM223 118L221 119L220 118ZM264 116V115H263ZM8 117V116H7ZM186 117V118H185ZM220 120H218L219 118ZM64 118V119H65ZM83 118V117H82ZM85 119V120H86ZM106 119H110L112 122H107ZM72 120V119H71ZM173 120V121H175ZM221 120H223V123H222V126L219 125L218 122H220ZM8 121V120H6ZM66 121V120H65ZM77 121V122H78ZM80 121V122H81ZM114 121V122H113ZM135 121V120H133ZM132 121V122H133ZM262 121V119H260V122ZM1 122V121H0ZM108 124H107V123ZM256 122V123H255ZM259 122V123H260ZM263 122V121H262ZM3 123V122H2ZM79 123V122H78ZM172 123V125H171ZM176 123V122H175ZM217 123V124H216ZM1 124V123H0ZM9 124V123H8ZM76 124V123H75ZM90 124V125H88ZM134 124V123H133ZM160 124V123H159ZM160 124V126H162ZM194 124V125H192ZM221 124V122H220ZM262 124V123H260ZM264 124V123H263ZM7 125V124H6ZM117 125V124H115ZM154 125V124H153ZM152 127H155L153 126ZM157 125V124H156ZM259 126V124H256ZM3 126V125H2ZM114 126V125H113ZM120 126L117 127L118 129H120ZM160 126H158L159 128H161ZM5 127V126H4ZM8 127V126H7ZM157 127V126H156ZM220 128V129H217V128ZM130 128V127H129ZM158 128V129H159ZM233 128V129H232ZM236 128L238 130H236ZM2 130L4 129L3 127L1 128ZM0 129V131H1ZM163 126H162V129L163 130ZM8 130V129H7ZM6 130V132H7ZM77 130V129H76ZM156 130V131H154ZM161 130L159 131V133L161 132ZM240 130V131H239ZM43 131V130H42ZM164 131V130H163ZM114 132V133H113ZM4 133V131H3ZM40 133V132H39ZM6 134V133H5ZM8 134V133H7ZM6 134V135H7ZM1 135V134H0ZM163 135V134H162ZM8 136V135H7ZM41 136V135H40ZM4 137V136H3ZM44 137V136H43ZM121 137V136H120ZM47 138V137H46ZM126 138V140H125ZM217 138V141H215L213 143L212 139H215L216 140ZM1 139V138H0ZM44 139V138H43ZM121 139H123L121 137ZM163 140V143L162 141L160 142V140ZM45 140V139H44ZM49 140V139H48ZM52 140V139H51ZM4 141V140H3ZM9 141V140H8ZM7 141V142H8ZM114 141H115V138H114ZM6 142V143H7ZM5 143V142H4ZM3 143V144H4ZM47 143V142H46ZM129 143V144H130ZM50 144V143H48ZM52 144V143H51ZM168 144V143H167ZM61 145V144H60ZM11 146V145H10ZM52 146V145H51ZM5 147V146H4ZM13 147V146H12ZM60 148V147H59ZM1 149V148H0ZM57 149V148H55ZM132 149V150H131ZM241 149V150H240ZM5 150V149H4ZM26 150V149H24ZM62 150V148H61ZM3 151V150H2ZM1 151V152H2ZM52 151V150H51ZM55 151V150H53ZM58 151V150H57ZM63 151V150H62ZM5 152V151H3ZM13 152V150H12ZM18 152V151H16ZM26 152V151H25ZM29 153V152H28ZM212 153V154H211ZM222 153V154H223ZM4 154V153H3ZM6 154V152H5ZM9 154V153H8ZM211 154V156L209 155ZM58 155V154H57ZM104 155V153H103ZM137 155V156H136ZM209 155V157H208ZM213 155V156H212ZM228 155V154H227ZM226 155V156H227ZM2 154L0 153V159L2 158L1 157ZM4 156V155H3ZM7 156V154H6ZM64 156V155H63ZM105 156V155H104ZM219 156V157H218ZM222 156V155H221ZM9 157V156H8ZM60 157V156H59ZM101 158V157H100ZM139 158V159H138ZM5 159V158H3ZM2 159V160H3ZM106 159V158H105ZM222 159V157H221ZM1 160V162H2ZM8 160V159H7ZM109 161V160H108ZM5 162V161H3ZM2 162V163H3ZM9 162V161H8ZM20 162V160H19ZM107 162V161H106ZM149 162V163H148ZM198 162H200L201 164H203V162L205 163V166L203 165V167H207V170L206 169H203L207 172V174H204V173H200V170L201 167L200 166V169H199V165H196ZM209 165H208V164ZM14 164V163H13ZM23 164V163H22ZM111 164V163H110ZM112 164V165H114ZM207 164V166H206ZM224 164V163H223ZM1 165V163H0ZM27 165V164H26ZM107 165V163H106ZM151 165V167H150ZM3 166V165H2ZM8 166V165H7ZM4 167V166H3ZM11 167V166H10ZM23 167V166H22ZM21 167V168H22ZM25 167V166H24ZM0 168H2L0 166ZM155 168V166H154ZM178 168H181L183 169V171H180V175L181 176H178L179 175V172H178ZM228 168V167H227ZM3 169V168H2ZM31 169V168H30ZM111 169V168H110ZM109 169V170H110ZM26 170V169H25ZM131 170V172H130ZM155 170V169H154ZM2 171V170H1ZM0 171V178L1 176L5 175V171L4 173L2 174ZM13 171V170H12ZM16 171V170H15ZM35 171V170H34ZM119 171V170H118ZM177 171V172H176ZM11 172V171H10ZM20 172V171H19ZM22 172V170H21ZM29 172V171H28ZM121 172V173H122ZM30 173V172H29ZM108 173V171H107ZM120 173V174H121ZM156 173V172H155ZM176 173L177 176L175 175ZM211 173V174H210ZM223 173V172H222ZM229 173V172H228ZM7 174V173H6ZM21 174V173H20ZM117 174V172H116ZM132 174V175H133ZM210 174V175H208ZM8 175V174H7ZM25 175V174H24ZM29 175V174H28ZM111 175V174H110ZM113 175V174H112ZM131 175V174H130ZM154 175V174H153ZM175 175V176H174ZM208 175V176H206ZM228 175V174H226ZM12 176V175H11ZM23 176V175H22ZM31 176V175H29ZM125 176V175H124ZM4 177H8V176H4ZM17 177V175H16ZM134 177V178H135ZM206 177V178H204ZM5 178V179H6ZM15 178V177H14ZM22 178V177H21ZM20 178V180H21ZM27 178V177H26ZM33 178V177H32ZM133 178V176H132ZM212 178H213V175H212ZM227 178V177H226ZM40 179V178H39ZM148 179V180H149ZM211 179V178H210ZM1 180H4V178L2 177L0 179ZM33 180V179H32ZM127 182L128 184L130 185V189H133L132 191L134 190H138V188L140 189V183H138V181H132L131 178L130 180L127 178ZM147 180V181H148ZM213 179H211L210 181H212ZM22 181V180H21ZM35 181V180H34ZM124 181V180H123ZM145 181V180H144ZM150 181V180H149ZM201 181V180H200ZM209 181V182H210ZM4 182V181H3ZM3 182H0V184L2 185ZM7 182V181H6ZM18 182V181H17ZM26 182V181H25ZM126 182V181H125ZM154 182V180H153ZM10 183V182H9ZM16 183V182H15ZM29 183V181H28ZM49 183V182H48ZM201 183V182H200ZM215 183V182H214ZM5 184L7 183H4V186ZM41 184V183H40ZM43 184V182H42ZM45 184V183H44ZM43 184V185H44ZM142 184V183H141ZM31 185V184H30ZM29 185V186H30ZM35 185V184H34ZM33 185V186H34ZM41 185L42 187H46V186H43ZM143 185V184H142ZM198 185V184H197ZM4 186H0V190L2 189L1 187L4 188ZM20 186V185H19ZM22 186V185H21ZM28 186V185H27ZM38 186V185H37ZM36 186V187H37ZM55 186V185H54ZM148 186V185H147ZM208 186V185H207ZM32 187V186H31ZM39 187V186H38ZM53 187V186H52ZM52 187H49V188H52ZM145 187V186H144ZM212 187V186H211ZM215 187V185H214ZM229 187V186H228ZM6 188V187H5ZM35 188V187H34ZM41 188V187H40ZM143 188V187H142ZM20 189V188H19ZM22 189V188H21ZM20 189V190H21ZM26 190L28 188H25ZM153 189V191H152ZM10 190V189H9ZM41 190V189H40ZM39 190V191H40ZM56 190V189H55ZM202 190V189H201ZM3 191H6V190H3ZM14 191V190H13ZM17 191V190H16ZM29 191V190H28ZM37 191V190H36ZM35 191V192H36ZM129 191V189H128ZM173 191V190H172ZM171 191V192H172ZM173 191V193H174ZM207 191V190H206ZM43 192V190H42ZM46 192V191H45ZM140 192V191H139ZM146 192V191H145ZM0 193H2V190L0 191ZM9 193V192H8ZM34 193V192H33ZM57 193V192H56ZM134 193V192H133ZM147 193V192H146ZM4 194V193H2ZM6 194V193H5ZM21 194H24V193H21ZM29 194V193H28ZM137 194V193H136ZM139 194V193H138ZM177 194V193H176ZM189 194V195H188ZM228 194V192H227ZM1 195V194H0ZM8 195V194H7ZM51 195V194H50ZM54 195V194H53ZM149 195V194H148ZM173 195V194H172ZM178 194L176 196H179ZM188 195V196H187ZM34 196H37V195H34ZM41 195H39L40 197ZM59 196V195H58ZM112 196V195H111ZM152 196V195H151ZM154 196V195H153ZM4 197V196H3ZM26 197V196H25ZM44 197V196H43ZM50 197V196H48ZM156 197V196H155ZM157 197V198H158ZM180 197V196H179ZM188 197V198H187ZM1 198V197H0ZM18 198V196H17ZM27 198V197H26ZM29 198V197H28ZM119 198V197H118ZM180 198V199H181ZM16 199V197H15ZM21 199V198H20ZM31 199V198H30ZM33 199V198H32ZM38 199V198H37ZM46 199V198H45ZM154 199V197H153ZM159 199V198H158ZM178 199V198H177ZM179 199V200H180ZM195 199V198H194ZM203 199V198H202ZM207 199V198H206ZM19 200V199H18ZM23 200V199H22ZM21 200V201H22ZM34 200V199H33ZM39 200V199H38ZM151 200V199H150ZM162 200V199H160ZM159 200V201H160ZM176 200V199H175ZM8 201V200H7ZM11 201V200H10ZM9 201V203H10ZM20 201V200H19ZM27 201V200H26ZM116 201V200H115ZM189 201H191V197L189 199ZM188 201V202H189ZM12 202V201H11ZM43 202V200H42ZM183 202V201H182ZM187 202V203H188ZM6 203V202H5ZM38 203V202H37ZM40 203V202H39ZM186 203V204H187ZM195 203V202H194ZM4 204V203H3ZM30 204H31V201H30ZM41 204V203H40ZM54 204V202H53ZM58 204V203H57ZM130 204V202H129ZM202 204V203H201ZM1 205V204H0ZM24 205V204H23ZM48 204H46L47 206ZM50 205V204H49ZM66 205V204H65ZM115 205V203H114ZM127 205V204H126ZM136 205V204H135ZM166 205V204H165ZM17 206V205H16ZM39 206V204L37 205ZM52 206V205H51ZM59 206V205H58ZM57 206V207H58ZM122 206V205H120ZM144 206V205H143ZM257 206V204H256ZM260 206V205H259ZM2 206H0L1 208ZM12 207V206H11ZM36 207V206H35ZM56 207V206H55ZM61 207V206H60ZM64 207V206H63ZM133 207V206H132ZM34 208V207H33ZM62 208V207H61ZM189 208V207H188ZM6 209V208H5ZM21 209V208H20ZM19 209V210H20ZM25 209V208H24ZM49 209V208H48ZM60 209V208H58ZM122 209V208H121ZM2 210V209H1ZM14 210V209H13ZM31 210V208H30ZM54 210V209H53ZM51 210V211H53ZM125 210V212H124ZM124 210H123V214L121 213V215H124L126 216L125 218H123L124 220L125 219H129V220H133V218L135 217H132L131 215V212L128 211L127 209H125L124 207ZM133 210V209H132ZM27 211V210H26ZM35 211V210H34ZM39 211V210H38ZM45 211V210H44ZM50 211V212H51ZM67 211V210H66ZM152 211V210H151ZM2 212V213H1ZM0 212V219L2 218V214L5 212L4 210ZM7 212V211H6ZM17 212V211H16ZM25 212V211H24ZM40 212V211H39ZM48 212V211H46ZM54 212V211H53ZM70 212V211H69ZM138 212V211H137ZM23 213V212H22ZM62 213V212H61ZM64 213V211H63ZM120 214V212H118ZM133 213V212H132ZM5 214V213H4ZM42 214V213H41ZM137 214V213H136ZM135 214V215H136ZM153 214V213H152ZM34 215V214H33ZM64 215V214H63ZM138 215V214H137ZM136 215V216H137ZM156 215V214H155ZM6 216V215H4ZM17 216V215H16ZM30 216V215H29ZM62 216V215H61ZM123 216V217H124ZM154 216V215H153ZM9 217V216H8ZM12 217V216H11ZM148 217V216H147ZM4 218V217H3ZM16 218V217H15ZM63 218V217H62ZM149 218V217H148ZM43 219V218H42ZM140 219V218H138ZM6 220V219H5ZM122 220V219H120ZM125 220V221H127ZM135 220V218H134ZM133 220V221H134ZM137 220V219H136ZM150 220V219H149ZM155 220V219H154ZM163 220V219H162ZM0 221H3L2 219ZM57 221V220H56ZM65 221V220H64ZM132 221V222H133ZM159 221V219H158ZM129 222V221H128ZM151 223L149 224V226H152L154 222L150 221ZM165 222V221H163ZM171 222V221H170ZM204 222V220H203ZM131 223V221H130ZM144 223V222H143ZM142 223V224H143ZM162 223V222H161ZM32 224V223H31ZM39 224V223H38ZM77 224V223H76ZM135 224V223H134ZM145 224V223H144ZM157 224V222H156ZM190 224V223H189ZM24 225V224H23ZM126 225V224H125ZM124 225V226H125ZM155 225V223H154ZM165 225V224H164ZM42 225H40L41 227ZM58 226V225H57ZM121 226V225H120ZM129 226V225H127ZM126 226V227H127ZM131 226V225H130ZM134 226V225H133ZM137 226V225H135ZM134 226V227H135ZM1 227V226H0ZM60 227V226H59ZM153 227V226H152ZM223 227V226H222ZM242 227V226H241ZM155 228V227H154ZM233 228V227H232ZM8 229V228H7ZM84 229V228H83ZM119 229V228H118ZM116 229V230H118ZM179 229V228H178ZM182 229V228H181ZM199 229V228H198ZM9 230V229H8ZM127 230V228H126ZM24 231V230H23ZM149 231V230H148ZM224 231V229H223ZM1 232V231H0ZM10 232V231H9ZM8 232V233H9ZM37 232V230H36ZM41 232V231H39ZM126 232V231H125ZM14 234V233H13ZM35 234V233H34ZM42 234V233H41ZM158 234V233H157ZM3 235V234H1ZM40 235V234H39ZM81 235V234H80ZM38 236V235H36ZM35 236V237H36ZM89 236V235H88ZM91 236V235H90ZM117 236V235H116ZM12 237V236H11ZM19 237V236H18ZM41 237V236H39ZM187 237V236H186ZM189 237V236H188ZM122 238V237H121ZM152 238V237H151ZM69 239V238H68ZM52 242V241H51ZM121 242V241H120ZM141 242V241H140ZM35 243V242H34ZM199 243V242H198ZM27 244V243H26ZM128 244V243H127ZM180 244V243H179ZM204 244V243H203ZM126 245V244H125ZM20 246V245H19ZM22 246V245H21ZM44 247V246H43ZM127 247V246H126ZM215 248V246H213ZM23 248V247H22ZM89 248V247H87ZM212 248V247H211ZM21 249V248H20ZM19 249V251H20ZM18 250V249H17ZM126 250V249H125ZM1 251V250H0ZM194 252H192V254H198L200 253V249L198 248H195L193 249ZM121 253V251H120ZM5 254V253H3ZM124 255V254H123ZM7 256V255H6ZM10 256V255H9ZM122 256V255H121ZM214 256L217 258L220 259L221 261V264H238L237 261H236V258L237 256H239V254H236V253H232V252H222V253H214ZM126 257V256H125ZM133 257V256H132ZM6 258V257H5ZM108 258V257H107ZM217 258V259H218ZM14 259V258H13ZM17 259V258H16ZM105 259V258H104ZM91 260L89 259V262ZM86 263V264H89ZM133 262V261H132ZM71 263V262H70ZM84 263V264H85ZM30 264V263H29ZM38 264V263H37ZM78 264V263H77ZM90 264H96L94 263L93 261H91ZM98 264H103V263H98ZM246 264V263H245ZM248 264V263H247Z\"/></svg>",
    "mask_w": 264,
    "mask_h": 264
}]
</instances>
